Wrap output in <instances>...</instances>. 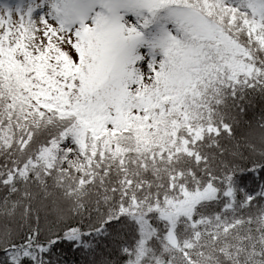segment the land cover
Segmentation results:
<instances>
[{
    "label": "trees",
    "instance_id": "1",
    "mask_svg": "<svg viewBox=\"0 0 264 264\" xmlns=\"http://www.w3.org/2000/svg\"><path fill=\"white\" fill-rule=\"evenodd\" d=\"M204 5L218 60L155 103L144 137L64 108L55 50L0 61V264H264V22L246 14L254 32L237 35L215 15L241 7Z\"/></svg>",
    "mask_w": 264,
    "mask_h": 264
},
{
    "label": "rangeland",
    "instance_id": "2",
    "mask_svg": "<svg viewBox=\"0 0 264 264\" xmlns=\"http://www.w3.org/2000/svg\"><path fill=\"white\" fill-rule=\"evenodd\" d=\"M178 2L181 6L170 7L158 0H0V61L12 53L34 59L55 50L58 67L68 74L58 91L64 108L83 103L85 121L100 127L108 120L109 130L134 126L144 137L159 123L155 103L163 97L171 101L175 86L184 89L218 60L214 30L194 9H205L207 0L193 10L183 6L193 0ZM225 3L244 10L238 17L229 11L215 15L226 17L222 21L234 34L239 33L235 21L243 23L244 35L254 32L246 14L264 22V0ZM250 42L264 55L262 39ZM66 132L63 150L72 152L83 130L75 124ZM203 195L186 196L181 205L190 207Z\"/></svg>",
    "mask_w": 264,
    "mask_h": 264
}]
</instances>
